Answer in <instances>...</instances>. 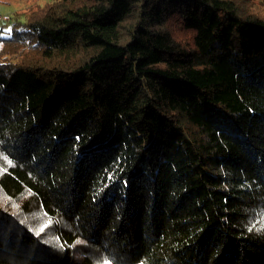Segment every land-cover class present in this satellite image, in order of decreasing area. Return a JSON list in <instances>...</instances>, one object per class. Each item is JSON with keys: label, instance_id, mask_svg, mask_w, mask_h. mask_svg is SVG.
I'll return each instance as SVG.
<instances>
[{"label": "trees", "instance_id": "16d2710c", "mask_svg": "<svg viewBox=\"0 0 264 264\" xmlns=\"http://www.w3.org/2000/svg\"><path fill=\"white\" fill-rule=\"evenodd\" d=\"M0 35V264H264V5L58 0Z\"/></svg>", "mask_w": 264, "mask_h": 264}, {"label": "rangeland", "instance_id": "374dc122", "mask_svg": "<svg viewBox=\"0 0 264 264\" xmlns=\"http://www.w3.org/2000/svg\"><path fill=\"white\" fill-rule=\"evenodd\" d=\"M58 0H0V35L8 36L21 21L41 15L43 10ZM264 5V0H254ZM0 42V47H1Z\"/></svg>", "mask_w": 264, "mask_h": 264}]
</instances>
